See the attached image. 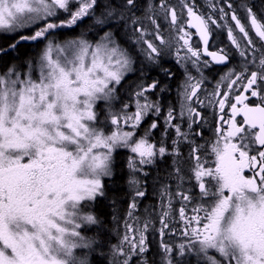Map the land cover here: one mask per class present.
Masks as SVG:
<instances>
[{
  "label": "snow or ice",
  "instance_id": "6c2138e0",
  "mask_svg": "<svg viewBox=\"0 0 264 264\" xmlns=\"http://www.w3.org/2000/svg\"><path fill=\"white\" fill-rule=\"evenodd\" d=\"M202 3L206 11L197 0H148L136 15L138 0H0V34L14 40L0 55L22 42L42 45L23 71L12 64L0 72V264H89L79 250L93 241L81 229L98 221L86 206L105 196L119 149L129 153L132 195L113 264H148L151 231L160 237L163 264H174L176 246L163 239L169 233L183 237L179 254L195 253L198 264H264V4L257 11L249 0ZM221 32L235 64L217 43ZM167 55L184 69L176 107L151 99L159 81L143 76L121 100L130 76ZM230 64L211 91L204 87L205 70ZM204 109L216 126L213 140L201 144ZM183 145L187 177L176 166ZM166 155L174 158L175 184L159 188L157 210L146 208L141 220L136 212L147 188L137 174L147 177L148 166Z\"/></svg>",
  "mask_w": 264,
  "mask_h": 264
},
{
  "label": "trees",
  "instance_id": "16d2710c",
  "mask_svg": "<svg viewBox=\"0 0 264 264\" xmlns=\"http://www.w3.org/2000/svg\"><path fill=\"white\" fill-rule=\"evenodd\" d=\"M146 1L147 0H138V5L140 6V8L136 12V15L144 14V5L142 6V4H145ZM101 3H112L113 6H117V0H101ZM102 11V7L98 8L96 14L100 15ZM61 18L66 17L61 16ZM90 23L91 21H89L88 24ZM88 24H85L83 27H81V29H86ZM81 29H77L75 32L68 30L60 31L58 33V36L59 38H64L66 36L74 37V35L77 34V31L79 33ZM92 35H94L92 32L88 33L89 38ZM13 42L14 40L10 35L0 34V48H7ZM40 48L41 44L32 42L20 43L14 51H9L7 52V54L0 55V72L5 71L7 67L12 64H15L19 70L23 71L25 61L29 58H33L34 61L36 54L40 51ZM141 67L142 73H136V75L138 76L133 81L125 84L121 89L124 97L127 98L125 93L130 92L133 87H135V84L139 82L141 76H143L144 82H147L151 79V66L142 65ZM172 83V80L170 81L168 79H165L163 88L168 87L170 90V86ZM169 101H172V98ZM164 103H166V101ZM161 106L164 108L163 104H161ZM139 131L144 130L140 128ZM157 133L158 130L154 131L153 135H157ZM124 151L120 150L118 153H116V157L114 160V175L113 177H111V179H107L105 183V196L97 199V201H95L90 208V210L95 213L99 223L93 228L92 231H90L91 234L89 236V239L93 241L92 248L89 250L87 249L88 251L85 250L88 253L87 256L89 264H107V262L108 264L112 263V261H110V258L113 260V255H111V248L113 245H116V243L120 239L123 223L122 220L124 218V214L128 210V201L130 200L132 194V190L130 189V186L128 184V181L130 180L129 170L127 169L128 153L126 152V150ZM185 155L188 156V151H185ZM173 159L174 158L172 156L166 157L162 160H158L156 165L154 167H151L150 171L148 172V176L145 177L142 182L143 186L148 188L147 196H149V194L151 193L154 195L163 184L168 183L171 179H174L172 176V173L174 171ZM187 161L188 160L183 156L176 158V166H180L181 172L183 169L186 172V164L188 163ZM145 209L146 208L142 209L141 212L138 211L137 213L141 219H144L146 216ZM147 209H149L150 211L151 207L149 206L147 207ZM148 243L150 245V252L147 254V260L150 261L151 264H155L154 262H152V260H161L159 252L160 250L157 244V236L155 238L151 237ZM108 255L109 260L107 259Z\"/></svg>",
  "mask_w": 264,
  "mask_h": 264
},
{
  "label": "flooded vegetation",
  "instance_id": "af4514ba",
  "mask_svg": "<svg viewBox=\"0 0 264 264\" xmlns=\"http://www.w3.org/2000/svg\"><path fill=\"white\" fill-rule=\"evenodd\" d=\"M172 2H175V0H172ZM197 2L200 4L201 9L206 11L205 5L202 3V0H197ZM222 2H223V0H221V3ZM249 2L251 3V6L254 8V10H257V11H259V6L264 4V0H249ZM147 3H148V0L145 2V4L143 3L142 6L143 5L145 6ZM232 3H233L234 7H238V5L240 3V0H232ZM238 14L242 15V13H238ZM116 23H118V21H116ZM119 23H122V22H119ZM217 43L221 47H227L228 50L230 52H232V64H235L236 63V59H237L236 55H235V51H234V49H232L229 46V43H228L227 38H226V33L221 32L219 34V38L217 40ZM257 46L259 47L260 45L257 44ZM150 66H151L150 70L152 72V76H151V79L149 81H147L146 83L151 82L153 80L159 81L158 88L156 90H154L152 93L149 94L151 99L159 100V102L164 105V108H166L169 104H171L172 106L176 107L177 106V89H178V87L180 86L181 82L184 79V69L182 67H180L175 62L174 57H172L171 55L165 56L161 60L159 66H152V65H150ZM230 66H232V65L230 64V65H226V66H213L210 69L205 70V75L208 76L209 79L206 81L204 87L207 88L209 91H211L215 81L219 78V75L225 71L226 67H230ZM165 68L168 69L174 75L173 76L166 75L164 73V71H163V69H165ZM192 71H193V74H195V71L194 70H192ZM129 78H128V80H129ZM165 79L173 81V83L170 86V90H169L168 87L163 88V84L165 83ZM171 98H172V101H169V100H171ZM165 101H166V103H164ZM250 102H255V98H253V100L250 101ZM226 111H227V109H226ZM203 113H204V116L207 118V125L205 126V129L203 130V139L197 138V143H201V144L205 143V141H212L213 140L212 129L216 126V119H215V116L212 114V110L211 109H204ZM161 116H163L162 113H161ZM238 119H242V117H238ZM162 130H163V125L161 124V127L158 130L157 135H153V138L156 141H159V139H160V131H162ZM172 136H173V133L170 131L169 132V136H168V141L171 140ZM186 149H188V150H186ZM183 151H184V153H183ZM185 151H189V148H188L187 145H183L181 147L182 156L185 157L188 160L187 161L188 163L186 164V167H187L186 172L183 169L181 173L185 177H187L189 175V171L188 170L191 168V161L185 155ZM169 156L170 155H166L164 158L169 157ZM177 167L180 168V166H177ZM106 181H107V179H105V183H106ZM193 183H195V181H192L191 183H186L185 186L186 187H191V184H193ZM168 184H172L174 186L175 180L171 179L168 182ZM192 192L195 193L198 196V193H199L198 187L197 188H193ZM147 195L145 196V198H143L140 201L144 200L145 202H149L150 207H151L150 212H155L157 210V205L159 203L158 191L154 195L152 193L149 194V196H147ZM178 208H179V203L178 202L174 203V205H173L174 214H175L176 210H178ZM91 213H93V211H91ZM153 216L155 218H157L155 215H153ZM177 227H179V225H177ZM156 236L158 238V247H159L160 237L158 236V232L156 233ZM170 237H174V235L171 234ZM171 244L176 246V251L173 254V256H174V264H198V258L195 255V253L186 252L183 256H181L179 254V251H178V246H179L180 243L171 242ZM159 250L161 252H163L162 248H159ZM161 252H160V259L161 260L158 261V259H156V260H152V262H154L155 264H163V255L161 254ZM217 258H219V257L217 256ZM200 264H203V262H200Z\"/></svg>",
  "mask_w": 264,
  "mask_h": 264
},
{
  "label": "rangeland",
  "instance_id": "374dc122",
  "mask_svg": "<svg viewBox=\"0 0 264 264\" xmlns=\"http://www.w3.org/2000/svg\"><path fill=\"white\" fill-rule=\"evenodd\" d=\"M63 17H65V16H63ZM89 23V21H87L86 22V24H88ZM110 23H113V24H115L116 23V21H111ZM84 25H81V27H83ZM64 31H67V30H64ZM100 34H103L102 33V31L100 32ZM6 35H8V34H6ZM76 35H79V33H78V31H77V34ZM76 35H74V36H76ZM117 38L119 39L120 38V36L119 35H121L119 32L117 33ZM69 38H73V37H70V36H66V37H64V38H59V36H58V39L59 40H63V39H69ZM96 38V36L95 35H92L89 39H95ZM41 47H42V45H41ZM41 49V48H40ZM39 53V52H38ZM37 53V54H38ZM37 54H36V56H37ZM138 75H136V74H134V75H132V76H130V78H129V80L125 83V84H127V83H129V82H131V81H133L136 77H137ZM134 88V87H133ZM124 92V91H123ZM120 94H121V100H123V99H127V98H125L124 97V94L122 93V91L120 90ZM100 106H98V108H99ZM101 118V121H103V119H104V117H103V115L100 117ZM153 119V117L152 116H149L144 122H143V125L141 126V129L142 130H144V128H146L147 126H148V124L151 122V120ZM140 133H143V131H140ZM120 150H126V149H119V150H117V153L120 151ZM126 152L128 153V150H126ZM124 153H125V151H124ZM128 155H129V153H128ZM115 157H116V153L114 154V160H115ZM150 169H151V166H148V168H147V171L149 172L150 171ZM130 175V174H129ZM137 178L138 179H140L142 182H143V180L145 179V176L142 174V173H140V174H137ZM105 179H111V178H105ZM130 179H131V176H130ZM108 183V182H107ZM131 189V188H130ZM132 190V189H131ZM101 198V197H100ZM99 199V198H98ZM94 202H92L91 203V205L93 204ZM128 203H129V201H128ZM150 206V204H149V202H145V201H139V209H138V211H140L141 212V210L142 209H144V208H147V207H149ZM90 208H91V206L90 207H88V206H86V210H90ZM91 211V210H90ZM128 211V210H127ZM127 211H126V213L124 214V218H123V220H122V232H123V230H124V220H125V218H126V214H127ZM138 211L136 212V215L138 216ZM91 214H93L94 216H96L95 215V213H91ZM97 218V217H96ZM152 219L155 221V226H156V228H158L159 227V221H158V218H155L153 215H152ZM141 220H143V219H141ZM97 221H98V219H97ZM98 223H99V221L96 223V224H88V225H85L82 229H81V231H82V234L83 235H85L88 239H89V236H90V234H91V232L90 231H92L93 230V228L95 227V226H97L98 225ZM122 232H121V234H122ZM156 231H151L150 233H149V239L152 237H156ZM170 235L171 234H167L166 236H165V238H164V240L166 241V242H169V243H171V242H177V243H181V242H183V237L182 236H180L178 233L177 234H175L174 235V237H170ZM118 243V242H117ZM116 243V244H117ZM158 244V243H157ZM157 246V245H156ZM85 250H87V249H80L79 250V252L80 253H87ZM89 250V249H88ZM87 250V251H88ZM161 252V251H160ZM88 254V253H87ZM161 254L163 255V252H161ZM111 255H112V253H111ZM108 260H109V255H108V258H107ZM140 258H137V260H139ZM110 261H112V263H110V264H113V260L110 258ZM107 264H108V262H107ZM148 264H151L150 263V261H148Z\"/></svg>",
  "mask_w": 264,
  "mask_h": 264
},
{
  "label": "bare ground",
  "instance_id": "6f19581e",
  "mask_svg": "<svg viewBox=\"0 0 264 264\" xmlns=\"http://www.w3.org/2000/svg\"><path fill=\"white\" fill-rule=\"evenodd\" d=\"M148 189V188H147Z\"/></svg>",
  "mask_w": 264,
  "mask_h": 264
}]
</instances>
